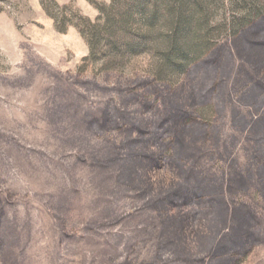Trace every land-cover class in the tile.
Listing matches in <instances>:
<instances>
[{
    "label": "rangeland",
    "instance_id": "374dc122",
    "mask_svg": "<svg viewBox=\"0 0 264 264\" xmlns=\"http://www.w3.org/2000/svg\"><path fill=\"white\" fill-rule=\"evenodd\" d=\"M0 264H264V0H0Z\"/></svg>",
    "mask_w": 264,
    "mask_h": 264
}]
</instances>
